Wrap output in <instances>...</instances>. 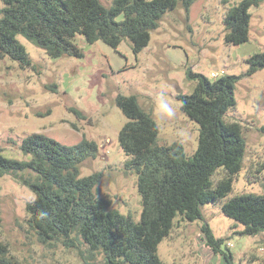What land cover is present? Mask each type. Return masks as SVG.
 <instances>
[{
    "label": "rangeland",
    "instance_id": "rangeland-1",
    "mask_svg": "<svg viewBox=\"0 0 264 264\" xmlns=\"http://www.w3.org/2000/svg\"><path fill=\"white\" fill-rule=\"evenodd\" d=\"M101 1L111 6L114 0ZM241 1L194 0L187 9L184 0H179L176 9L167 11L152 32L149 45L137 53L129 39L114 48L101 40L90 44L77 35L75 41L83 57L52 58L18 35L32 65L22 67L9 57L0 58L2 153L30 159L20 144L32 133L45 134L66 145H75L83 137L95 140L98 154L82 164L81 176L102 172L100 195L111 200L112 209L139 221L142 200L137 173L126 168L129 156L119 144V132L127 118L116 104L118 95H135L152 114L159 127V144L180 141L191 156L198 146L200 127L180 109L177 98L194 89L187 69L209 78L216 69L240 76L234 90L236 104L225 118L241 126L246 141L242 169L224 199L204 204V220L190 222L176 217L170 235L158 245V254L164 264H227L225 257L206 242L202 228L207 223L214 236L224 240L222 248L233 254V264H249L250 260L264 264V231L240 234L244 225L221 209V204L239 194L264 193V69L249 74L247 63L251 55L264 51V0L249 9V40L227 44L224 17ZM2 7L0 0V10ZM117 19L122 20L123 15ZM72 107L84 116L76 115ZM18 174L35 175L32 171ZM225 174L219 168L212 180L216 183ZM33 199L32 190L16 175L0 179V244L6 257L15 264H103V254L91 252L85 244L41 242L28 224L26 207Z\"/></svg>",
    "mask_w": 264,
    "mask_h": 264
},
{
    "label": "trees",
    "instance_id": "trees-1",
    "mask_svg": "<svg viewBox=\"0 0 264 264\" xmlns=\"http://www.w3.org/2000/svg\"><path fill=\"white\" fill-rule=\"evenodd\" d=\"M194 0H184L189 9ZM263 0H242L229 8L224 17V39L240 45L249 40L251 6ZM0 58L9 57L22 67L32 65L23 35L50 57L84 56L76 43L77 35L93 44L99 40L116 48L129 39L134 52L147 47L167 11L179 0H114L106 6L101 0H1ZM123 15L122 20L118 16ZM249 74L264 69V51L247 59ZM195 83L189 94H178L180 109L199 124L198 146L189 156L180 141L159 144V127L135 95H118L117 106L126 123L119 132V144L129 159L127 169L137 173L142 200L139 221L111 208V200L101 196L98 184L104 174L81 176L82 164L96 158L99 147L85 137L66 145L42 134L25 137L20 149L28 160L5 156L0 149V179L16 175L34 193L27 203L28 224L43 242L64 241L70 246L85 244L91 252L104 256L103 264H164L158 245L170 235L178 215L186 221L204 220L202 207L218 203L232 190L234 176L243 166L246 141L239 123L225 118L235 106V85L240 76L224 74L217 79L187 69ZM79 117L83 113L70 108ZM219 168L225 176L216 183L212 177ZM32 171L34 176L18 172ZM222 211L242 223L240 234L264 231V193L239 194L221 204ZM205 239L227 264L234 256L224 250L223 239L214 236L204 223ZM0 264H15L0 244ZM249 264H256L255 261Z\"/></svg>",
    "mask_w": 264,
    "mask_h": 264
},
{
    "label": "built area",
    "instance_id": "built-area-1",
    "mask_svg": "<svg viewBox=\"0 0 264 264\" xmlns=\"http://www.w3.org/2000/svg\"><path fill=\"white\" fill-rule=\"evenodd\" d=\"M225 74V71L224 70H215V71H212L211 72V75H210V79H217V78H219V77H221L222 75H224Z\"/></svg>",
    "mask_w": 264,
    "mask_h": 264
}]
</instances>
